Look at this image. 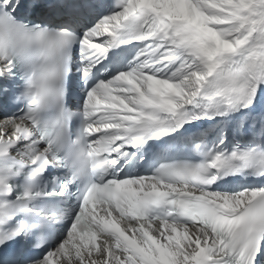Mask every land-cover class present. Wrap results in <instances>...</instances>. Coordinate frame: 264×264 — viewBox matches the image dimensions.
<instances>
[{
	"label": "snow or ice",
	"instance_id": "obj_1",
	"mask_svg": "<svg viewBox=\"0 0 264 264\" xmlns=\"http://www.w3.org/2000/svg\"><path fill=\"white\" fill-rule=\"evenodd\" d=\"M0 264H264V0H0Z\"/></svg>",
	"mask_w": 264,
	"mask_h": 264
}]
</instances>
